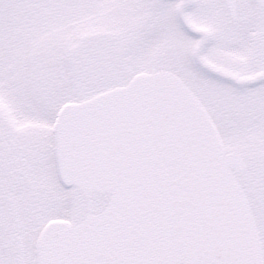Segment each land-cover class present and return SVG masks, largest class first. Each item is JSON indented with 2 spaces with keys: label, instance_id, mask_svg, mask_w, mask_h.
I'll list each match as a JSON object with an SVG mask.
<instances>
[{
  "label": "snow or ice",
  "instance_id": "snow-or-ice-1",
  "mask_svg": "<svg viewBox=\"0 0 264 264\" xmlns=\"http://www.w3.org/2000/svg\"><path fill=\"white\" fill-rule=\"evenodd\" d=\"M0 264H264V0H0Z\"/></svg>",
  "mask_w": 264,
  "mask_h": 264
}]
</instances>
